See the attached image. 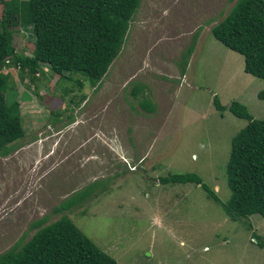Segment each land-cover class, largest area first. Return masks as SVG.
Masks as SVG:
<instances>
[{
	"label": "rangeland",
	"instance_id": "374dc122",
	"mask_svg": "<svg viewBox=\"0 0 264 264\" xmlns=\"http://www.w3.org/2000/svg\"><path fill=\"white\" fill-rule=\"evenodd\" d=\"M234 1L141 0L118 56L95 85L79 75L57 80L46 65L32 80L26 70L1 69L7 89L0 108L16 104L21 135L0 157V254L33 234L31 222L58 219L52 208L81 189L95 196L64 214L116 264H264V248L251 238H264L258 215L246 228L200 186L159 182L194 174L226 202L230 140L246 121L220 115L212 98L264 120L256 98L264 82L244 73L242 57L209 32ZM1 12L0 5V19ZM7 29L23 56L42 37L41 26L21 28L16 17ZM138 92L154 112L139 108L130 95Z\"/></svg>",
	"mask_w": 264,
	"mask_h": 264
},
{
	"label": "trees",
	"instance_id": "16d2710c",
	"mask_svg": "<svg viewBox=\"0 0 264 264\" xmlns=\"http://www.w3.org/2000/svg\"><path fill=\"white\" fill-rule=\"evenodd\" d=\"M140 1L0 0V93L7 89V75L1 73L7 66L17 67L21 72L26 70L31 80L40 65H46L57 80L71 81L73 76L79 75L91 85L97 84L118 56ZM10 16L17 18L21 28L41 26L42 37H36L30 56L14 52L7 29ZM209 32L213 39L242 57L244 73L264 82V0H235L228 13ZM194 37L182 55L180 75L184 74ZM139 93L130 94L139 108L146 114L154 112L147 98L137 99ZM256 98L264 102V87ZM211 102L220 115L227 111L246 121L230 140L225 165L228 199L220 202L194 174H169L159 182L200 186L229 221L249 228L248 219L252 215L264 221V120L253 119L246 108L235 101L223 106L213 96ZM16 107L12 102L6 109L0 108V157L12 151L9 143L21 135ZM58 119L56 115L51 120L57 122ZM90 195L95 196V192L74 191L52 208L51 213L60 214L58 219L47 223L48 216H43L31 222L28 230H33V234L27 240L21 237L1 253L0 264H116L64 214L89 200ZM251 238L258 248H264V238L255 235Z\"/></svg>",
	"mask_w": 264,
	"mask_h": 264
},
{
	"label": "crops",
	"instance_id": "0c3cea01",
	"mask_svg": "<svg viewBox=\"0 0 264 264\" xmlns=\"http://www.w3.org/2000/svg\"><path fill=\"white\" fill-rule=\"evenodd\" d=\"M210 31V30H209Z\"/></svg>",
	"mask_w": 264,
	"mask_h": 264
}]
</instances>
